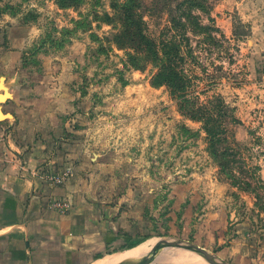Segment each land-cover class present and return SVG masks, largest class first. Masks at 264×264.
Masks as SVG:
<instances>
[{"label": "rangeland", "instance_id": "1", "mask_svg": "<svg viewBox=\"0 0 264 264\" xmlns=\"http://www.w3.org/2000/svg\"><path fill=\"white\" fill-rule=\"evenodd\" d=\"M178 1L142 0L150 38L165 37ZM204 1L211 39L189 29L183 43L189 100L154 84L153 66L127 64L113 0H0L12 138L70 165L84 209L100 211L106 237L121 235L113 255L183 239L264 264V0Z\"/></svg>", "mask_w": 264, "mask_h": 264}, {"label": "crops", "instance_id": "2", "mask_svg": "<svg viewBox=\"0 0 264 264\" xmlns=\"http://www.w3.org/2000/svg\"><path fill=\"white\" fill-rule=\"evenodd\" d=\"M10 119L0 121V264H94L116 254L122 249L121 235L106 237L100 211L84 209L88 203L79 197L74 170L54 154L15 141L17 128ZM66 169L72 175L60 185L35 174ZM57 202L68 203L69 210H57ZM90 226L95 228L92 235Z\"/></svg>", "mask_w": 264, "mask_h": 264}, {"label": "trees", "instance_id": "3", "mask_svg": "<svg viewBox=\"0 0 264 264\" xmlns=\"http://www.w3.org/2000/svg\"><path fill=\"white\" fill-rule=\"evenodd\" d=\"M141 4L142 0H113L112 20L117 21L116 32L112 33L113 39L119 47L126 49L129 66L141 69L148 65L153 66L156 70L152 77L154 84L165 85L177 97L186 96L189 99L187 96L192 82L182 67L186 56L183 43L188 41L186 34L189 29L192 34H204L205 39H211L212 27L202 25L196 14L197 11L207 12L205 1L179 0L174 8L176 13H172L169 26L165 28V37L158 41L150 38L145 31L140 12ZM104 15L107 19L110 18L109 13L105 12ZM214 136L211 135L213 142ZM215 155L218 156L216 148Z\"/></svg>", "mask_w": 264, "mask_h": 264}, {"label": "water", "instance_id": "4", "mask_svg": "<svg viewBox=\"0 0 264 264\" xmlns=\"http://www.w3.org/2000/svg\"><path fill=\"white\" fill-rule=\"evenodd\" d=\"M1 85H0V89L2 88V94H0V121L11 117L10 114H7V113L4 114L1 111V105L11 98V95H9L8 92L5 90V88L3 87V84ZM174 247L181 248V249H188L189 251L193 252L200 258L204 259L209 264H230L224 259L209 253L205 249L197 246L196 244L190 241H187V240H183V239H175V240L163 241L159 243L153 250L154 251L153 254L150 255L149 257L148 256L143 257L142 258L143 260L141 261L132 262L130 260H123L117 264H154L158 256L163 250L174 248Z\"/></svg>", "mask_w": 264, "mask_h": 264}, {"label": "bare ground", "instance_id": "5", "mask_svg": "<svg viewBox=\"0 0 264 264\" xmlns=\"http://www.w3.org/2000/svg\"><path fill=\"white\" fill-rule=\"evenodd\" d=\"M154 243H155V241H149V242L145 243L144 245L139 246L138 248L134 249L133 251L128 252V255L106 256V257L96 261L94 264H115V263L121 261V259H123L125 257H134V258L146 257L154 250V248H155ZM152 246H154V247L151 249ZM165 251L166 250H163L160 253V255L158 256L160 261H170V262L181 263V262H184V260H186L185 254H182L180 252H171V251L165 252Z\"/></svg>", "mask_w": 264, "mask_h": 264}, {"label": "built area", "instance_id": "6", "mask_svg": "<svg viewBox=\"0 0 264 264\" xmlns=\"http://www.w3.org/2000/svg\"><path fill=\"white\" fill-rule=\"evenodd\" d=\"M35 174L43 178L51 185H60L70 178V176L72 175V171L70 169H66L57 174L52 172L38 173L37 171H35ZM54 206L57 210L61 212H66L67 210H69L70 207L69 204L66 202H57Z\"/></svg>", "mask_w": 264, "mask_h": 264}]
</instances>
